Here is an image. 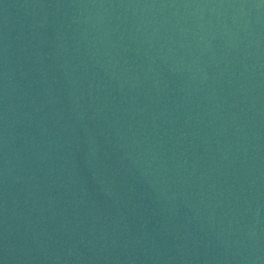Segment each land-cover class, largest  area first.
I'll use <instances>...</instances> for the list:
<instances>
[{
	"label": "water",
	"instance_id": "95a60500",
	"mask_svg": "<svg viewBox=\"0 0 264 264\" xmlns=\"http://www.w3.org/2000/svg\"><path fill=\"white\" fill-rule=\"evenodd\" d=\"M0 264H264V0H0Z\"/></svg>",
	"mask_w": 264,
	"mask_h": 264
}]
</instances>
